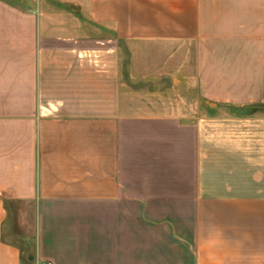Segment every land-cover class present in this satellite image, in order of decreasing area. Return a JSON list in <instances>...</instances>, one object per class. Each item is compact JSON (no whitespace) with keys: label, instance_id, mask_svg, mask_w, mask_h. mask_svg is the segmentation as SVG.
I'll list each match as a JSON object with an SVG mask.
<instances>
[{"label":"crops","instance_id":"1","mask_svg":"<svg viewBox=\"0 0 264 264\" xmlns=\"http://www.w3.org/2000/svg\"><path fill=\"white\" fill-rule=\"evenodd\" d=\"M123 42L220 52L221 103L129 90ZM0 264H264V0H0Z\"/></svg>","mask_w":264,"mask_h":264},{"label":"rangeland","instance_id":"2","mask_svg":"<svg viewBox=\"0 0 264 264\" xmlns=\"http://www.w3.org/2000/svg\"><path fill=\"white\" fill-rule=\"evenodd\" d=\"M121 60L124 82L129 90L146 94L151 99L163 89L166 93L162 99L164 104L172 102L179 110L187 108L188 113L194 114L192 118L200 116V112H195L197 88L187 90L191 76H198L200 72L208 76L209 103L203 101L200 107L210 110L221 103L220 83L217 84L218 79L220 81V52L200 53L192 42H123ZM177 214L178 217L184 216V213ZM184 218L177 219L178 230L186 228L188 232L190 226L194 227V215L186 213ZM11 239L19 241L16 236H11ZM26 257L24 254L27 260Z\"/></svg>","mask_w":264,"mask_h":264}]
</instances>
